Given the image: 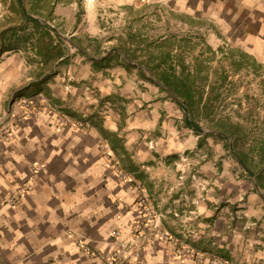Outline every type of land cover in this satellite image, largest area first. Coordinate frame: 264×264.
Returning a JSON list of instances; mask_svg holds the SVG:
<instances>
[{
    "label": "crops",
    "instance_id": "1",
    "mask_svg": "<svg viewBox=\"0 0 264 264\" xmlns=\"http://www.w3.org/2000/svg\"><path fill=\"white\" fill-rule=\"evenodd\" d=\"M54 2L52 20L93 32L101 30L98 13L104 5L139 4L84 0V16L78 18L75 0H50ZM169 4L178 24H203L209 32L213 28L212 40L236 47L264 66V0H170ZM1 30L0 112L13 94L35 100L41 112L27 114L13 135L0 141V264H98L85 245L108 250L113 242L110 232L116 228L121 237H130L137 196L156 206L162 230L194 234L207 230V222L194 224L193 216H210L211 201L222 200L224 192H211L212 184L197 199L181 192L174 166L181 163L174 157L193 151L198 142L190 127L181 123L173 95L165 97L157 81L144 80L109 58L102 60L108 53L87 54L88 47L84 50L77 41L81 34L74 31L61 35L70 42L67 49L72 47L65 57L74 49L82 52L67 58L80 59V65H61L38 81L35 75L46 68L27 62L31 54L24 55L19 36L15 43L13 33L6 43ZM137 70L143 69L137 64ZM73 72L85 80L79 88L82 95L67 97L71 86L66 80ZM58 103L62 114L77 117V125L46 122L48 106ZM56 117L58 113L48 108V122ZM212 165L203 167L211 174ZM215 180L221 188L223 178ZM21 185L26 190L19 192ZM12 197L16 201L11 205ZM247 198L254 200L253 193ZM188 199L197 203L184 209L176 203ZM172 207L187 209L191 220L182 224L172 218ZM172 220L176 222L167 224ZM141 260V264H183L159 251L147 252ZM254 262L250 264H260Z\"/></svg>",
    "mask_w": 264,
    "mask_h": 264
},
{
    "label": "rangeland",
    "instance_id": "2",
    "mask_svg": "<svg viewBox=\"0 0 264 264\" xmlns=\"http://www.w3.org/2000/svg\"><path fill=\"white\" fill-rule=\"evenodd\" d=\"M83 1L75 0L73 3L78 18L84 16ZM138 1L134 7L104 5L98 13L101 30L93 32L71 24L60 26L58 20H52V16H56L53 13L55 2L51 4L50 0H33L31 5L29 0H0V28L4 31L6 43L13 33L15 43L19 36L20 48L26 51L24 55L31 54L27 62L41 66L40 70L45 67L47 74L57 71L61 65L71 68L80 65V59L73 61L67 58L73 59L72 54L78 52L80 56L82 52L74 49L65 57L72 47L67 49L66 44L70 42L61 35L78 32L81 35L77 41L85 45L84 50L88 47V51L85 50L87 54L108 53L112 64H121L128 72L136 73L149 82H159V90L165 97L170 94L176 98L177 101L170 100L177 108L182 124L185 122L184 111L179 103L184 99L190 104L189 108L186 107L188 117L200 127L213 131L201 133L190 128L197 135V146L191 152L174 157L181 163V167L180 164L174 166L175 172H179L176 177L182 181V193H193L197 199L210 184L213 186L211 192H224L222 200L211 201L210 216H193L194 224L207 222V230L195 234L189 230H162V217L156 206L144 196H137L133 201L136 215L131 224V236L122 238L134 241L135 252L141 259L147 252L155 254L159 251L162 256L183 264H250L255 263L254 260L264 264V66L240 53L236 47L212 40L209 33H214L213 28L209 32L203 24H178L174 21L178 17L171 12L170 0ZM22 8L43 24L56 28V31L51 30L60 34L63 43L52 35V45L48 49L50 39L45 29H36L24 19ZM90 39L93 41L88 42ZM58 48L63 52L60 56ZM137 64L142 71H135ZM157 64L160 65L156 68ZM161 71L170 72L181 84L188 83L190 95L176 97L158 78ZM71 75L72 78L66 80L71 89L65 96L82 95L79 88L84 78L74 72ZM87 88L89 91L88 85ZM48 108L58 113L53 122H48ZM48 108L45 113L49 124L63 127L79 123L75 115L62 114L65 112L61 111L59 103ZM37 112H41L38 102L27 96L16 98L13 94L0 112V141H7L27 114ZM210 163L213 164L211 174L203 167ZM220 177L224 186L218 188L215 178L219 180ZM233 179L240 180L242 185H236L239 183ZM23 190H26L25 185L18 187L19 192ZM252 193L254 200L247 198ZM15 201L14 197L8 200L11 205ZM176 203L184 209L188 204H196L197 200ZM170 214L182 224L191 220L187 209L180 211L172 207ZM176 220L167 224L171 225ZM115 230L120 232L118 228Z\"/></svg>",
    "mask_w": 264,
    "mask_h": 264
},
{
    "label": "built area",
    "instance_id": "3",
    "mask_svg": "<svg viewBox=\"0 0 264 264\" xmlns=\"http://www.w3.org/2000/svg\"><path fill=\"white\" fill-rule=\"evenodd\" d=\"M47 75V72L40 75L37 80ZM23 189V186L22 188ZM118 230H112L110 237L112 245L108 250L103 248H93L85 245V251L98 260V264H141L139 254L135 252L134 241L120 237Z\"/></svg>",
    "mask_w": 264,
    "mask_h": 264
},
{
    "label": "trees",
    "instance_id": "4",
    "mask_svg": "<svg viewBox=\"0 0 264 264\" xmlns=\"http://www.w3.org/2000/svg\"><path fill=\"white\" fill-rule=\"evenodd\" d=\"M32 12V11H30ZM21 16L30 21L32 23V25L34 26V28L38 29V28H43L45 29L49 39H50V42H48V49L51 47V38H52V35L55 36V39H57V41H60L61 43H63L62 41V38L60 36V34L58 33H53L51 28L49 26H47L46 24H43L42 22L38 21V20H35L34 18L32 17H29L27 16L23 10H21ZM55 45V44H53ZM57 54L60 56L63 54V52L61 51L60 48H58L57 50ZM124 54L125 55H128V53L126 51H124ZM109 55L108 54L106 57H104L102 60H106L107 58H109ZM160 64H157L155 67L157 68V66H159ZM159 79L163 82V84L165 86L168 87V89L176 96V97H180L181 95H185L186 97H188L190 95V86L188 85V83H183L181 84L180 81H178V78H176L175 76H172L170 74V72H165V71H161L159 72ZM182 103L187 107L189 108L190 107V104L187 103L184 99H182ZM188 127L190 128H193L195 129V127L191 124H186Z\"/></svg>",
    "mask_w": 264,
    "mask_h": 264
},
{
    "label": "water",
    "instance_id": "5",
    "mask_svg": "<svg viewBox=\"0 0 264 264\" xmlns=\"http://www.w3.org/2000/svg\"><path fill=\"white\" fill-rule=\"evenodd\" d=\"M22 10H23V12H24L27 16L32 17V18H34L35 20L40 21L39 18H37V17L31 15V14L28 13L24 8H22ZM48 26H49L52 30L56 31V28H54L53 26H51V25H48ZM112 49H113V50H116V48H112ZM112 49H111V50H112ZM179 104H180V106L182 107V109H183V111H184V121H185V123L193 125V126H194L199 132H201V133H204V132H213V131L206 130V129L200 127L199 125H197L193 120H191V119L188 117L186 106H185L183 103H179ZM218 133L221 134V135H223L222 132H218ZM230 148H231V145H230ZM235 156L238 158V160L241 162V164L244 165L242 159H241L239 156H237L236 154H235ZM250 174H251V172H250Z\"/></svg>",
    "mask_w": 264,
    "mask_h": 264
}]
</instances>
